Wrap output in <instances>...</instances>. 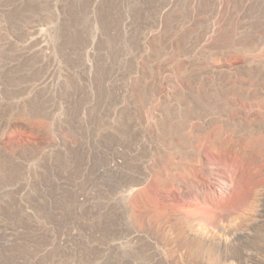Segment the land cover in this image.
Returning a JSON list of instances; mask_svg holds the SVG:
<instances>
[{
    "label": "rangeland",
    "instance_id": "374dc122",
    "mask_svg": "<svg viewBox=\"0 0 264 264\" xmlns=\"http://www.w3.org/2000/svg\"><path fill=\"white\" fill-rule=\"evenodd\" d=\"M262 219L264 0H0V264H264Z\"/></svg>",
    "mask_w": 264,
    "mask_h": 264
},
{
    "label": "bare ground",
    "instance_id": "6f19581e",
    "mask_svg": "<svg viewBox=\"0 0 264 264\" xmlns=\"http://www.w3.org/2000/svg\"><path fill=\"white\" fill-rule=\"evenodd\" d=\"M262 224L264 225V219H262ZM260 227H262V225L260 224L259 225ZM191 234V233H190ZM246 234H248L247 232H245L244 231V229H235V230H233L232 231V240L234 241V240H236V239H238V238H240V236H242V235H246ZM197 235V234H196ZM196 235H193V234H191V237L193 238V239H197V240H199L200 242H204V243H207V238L206 237H204V236H200V237H197ZM221 243H223V244H225V246H226V248L228 247H230V246H228V243H227V240L226 239H222L221 241H220ZM233 245H235V244H233ZM205 246H206V244H205ZM237 246H238V244H237ZM234 247V246H233ZM242 247V246H241ZM226 248H225V250H226ZM244 248V247H243ZM243 248H241L242 250H243ZM240 249V250H241ZM241 250V251H242ZM228 253H229V255L231 254H235V255H240V254H243V253H241L239 250H237L236 248H233L232 249V247L230 248V250H226ZM245 252V251H244ZM203 253H204V251H203ZM202 254V253H201ZM249 255V254H248ZM244 256H245V254H244ZM247 256V255H246ZM241 257V256H240ZM239 257V258H240ZM249 259H250V261H252V257L249 255V257L247 256L246 257V259H241V262L242 263H246V262H248L249 263ZM239 260V259H238ZM253 261H254V257H253ZM241 263V264H242Z\"/></svg>",
    "mask_w": 264,
    "mask_h": 264
}]
</instances>
